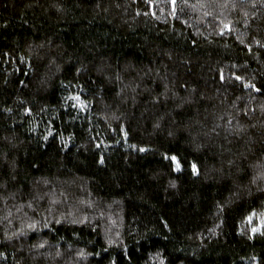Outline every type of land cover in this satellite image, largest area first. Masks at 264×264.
Masks as SVG:
<instances>
[{
  "label": "trees",
  "instance_id": "obj_1",
  "mask_svg": "<svg viewBox=\"0 0 264 264\" xmlns=\"http://www.w3.org/2000/svg\"><path fill=\"white\" fill-rule=\"evenodd\" d=\"M0 264H264V0H0Z\"/></svg>",
  "mask_w": 264,
  "mask_h": 264
}]
</instances>
